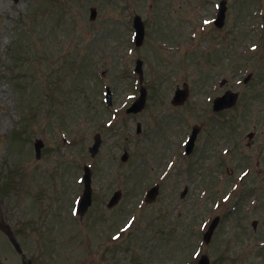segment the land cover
<instances>
[{
    "label": "rangeland",
    "instance_id": "1",
    "mask_svg": "<svg viewBox=\"0 0 264 264\" xmlns=\"http://www.w3.org/2000/svg\"><path fill=\"white\" fill-rule=\"evenodd\" d=\"M226 1L217 28L220 0H0V264H195L197 252L211 264H264V0ZM184 82L190 95L175 106ZM141 86L145 108L127 113ZM227 89L238 102L213 112ZM85 164L94 203L78 216Z\"/></svg>",
    "mask_w": 264,
    "mask_h": 264
},
{
    "label": "water",
    "instance_id": "2",
    "mask_svg": "<svg viewBox=\"0 0 264 264\" xmlns=\"http://www.w3.org/2000/svg\"><path fill=\"white\" fill-rule=\"evenodd\" d=\"M222 4H223V6L221 8L220 15H219L221 23L223 21L224 11H225L224 2ZM95 13H96V10L94 8H92L91 9L92 17L95 16ZM134 23H135V27L137 29V43H140L141 39H142V34H143V24H142L139 16L135 17ZM185 94H186V92L184 93V95ZM177 96L183 97V94H180V95H177ZM235 100H236V96L228 92V93H226L225 96H223L221 98H217L215 100L214 109L219 110V109H222L224 107H228V106L232 105L235 102ZM143 101H144V94H143V96H141V98L138 99V101L134 105L135 107L133 108V110L141 109L143 107ZM39 143L40 142H36L37 147L39 146ZM87 177L88 176H87V173H86V182L88 181ZM151 193H154V190H152ZM87 202H88V198L85 196L84 199L82 200L81 206L85 205ZM216 221H217V218H215V220L213 221L212 225L210 226L208 232L206 233L205 240L208 241V239L210 237V234H211V232H212V230H213V228H214V226L216 224ZM199 264H208L207 261H206V257H202V259L199 262Z\"/></svg>",
    "mask_w": 264,
    "mask_h": 264
},
{
    "label": "flooded vegetation",
    "instance_id": "3",
    "mask_svg": "<svg viewBox=\"0 0 264 264\" xmlns=\"http://www.w3.org/2000/svg\"><path fill=\"white\" fill-rule=\"evenodd\" d=\"M249 255H250V256H253L252 254H249ZM258 256H260V255H258ZM239 260H241L240 264H249V263L246 262V260H248L247 258L244 259V257H242V258H240Z\"/></svg>",
    "mask_w": 264,
    "mask_h": 264
}]
</instances>
